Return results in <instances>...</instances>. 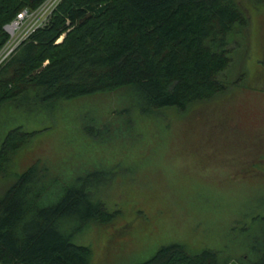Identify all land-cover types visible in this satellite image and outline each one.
Here are the masks:
<instances>
[{
	"label": "trees",
	"instance_id": "trees-1",
	"mask_svg": "<svg viewBox=\"0 0 264 264\" xmlns=\"http://www.w3.org/2000/svg\"><path fill=\"white\" fill-rule=\"evenodd\" d=\"M46 1L0 0V52L9 40L5 26L22 9H39ZM258 3L60 0L48 22L0 63V112L7 107L33 109L26 103L30 100L47 107L120 90L142 112L159 115L167 110L184 113L217 100L240 84L236 78L242 81L251 68L247 56L255 52L254 17L264 10V2ZM239 66L238 77L231 78ZM257 77L263 80L264 70ZM35 134L15 126L4 135L0 174H7L15 152ZM48 169L39 162L30 165L0 195V264H92L91 248L77 245L76 233L91 223L118 219V210L113 213L77 184L49 194ZM104 176L129 179L112 170ZM71 217L78 227H64ZM254 239L248 255L235 263L264 264V233ZM231 259L207 249L194 253L174 243L137 264H227Z\"/></svg>",
	"mask_w": 264,
	"mask_h": 264
},
{
	"label": "rangeland",
	"instance_id": "rangeland-1",
	"mask_svg": "<svg viewBox=\"0 0 264 264\" xmlns=\"http://www.w3.org/2000/svg\"><path fill=\"white\" fill-rule=\"evenodd\" d=\"M47 2L30 20L6 25L13 24L5 29L6 45L42 22ZM254 21L247 76L236 78L230 93L184 113L142 112L122 90L47 107L30 98L33 109H3L0 142L15 126L36 134L0 174V195L39 162L49 167V194L77 184L118 210L115 222L91 223L74 237L91 248L92 264L142 263L174 243L238 264L264 233V79L257 77L264 70L263 9ZM234 68L231 78L238 77L240 66ZM110 170L135 177L103 179ZM63 225L78 222L71 217Z\"/></svg>",
	"mask_w": 264,
	"mask_h": 264
},
{
	"label": "built area",
	"instance_id": "built-area-1",
	"mask_svg": "<svg viewBox=\"0 0 264 264\" xmlns=\"http://www.w3.org/2000/svg\"><path fill=\"white\" fill-rule=\"evenodd\" d=\"M47 1H49V2H47ZM46 2H47V5L49 6V8H48V6H46L47 8L46 9H44L43 10V13H42V17H43V20H42V22H39L38 24H36V25H34L31 29H30V31L29 32H27V33H24V36L22 37V38H20L19 40H18V42H17V44L16 45H13V46H10L9 44L8 45H6V47H5V50H2L1 51V54H0V63L3 61V60H5V58L7 57V56H9L12 52H13V50L16 48V47H18V45L23 41V40H25L28 36H30V33L31 32H33L35 29H37V28H39V27H43L47 22H48V19H49V16L51 15V13H52V11L55 9V6L60 2V0H47ZM53 1V4H51V2ZM43 8V7H42ZM42 8H39L38 9V11H34V10H29L27 7L26 8H24V9H22L18 14H17V18L15 19V20H12V21H14L15 23H16V20L17 19H22L23 21H28V20H30L31 18L30 17H34L33 15H34V12L35 13H38V12H41V9ZM12 24V23H11ZM8 25V27H12L13 26V24L12 25ZM17 24V23H16ZM8 27H6L5 26V29H7V31H8ZM10 33V32H9ZM62 38H63V36L59 39V41L60 40H62ZM9 49V50H8Z\"/></svg>",
	"mask_w": 264,
	"mask_h": 264
}]
</instances>
